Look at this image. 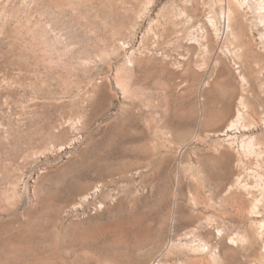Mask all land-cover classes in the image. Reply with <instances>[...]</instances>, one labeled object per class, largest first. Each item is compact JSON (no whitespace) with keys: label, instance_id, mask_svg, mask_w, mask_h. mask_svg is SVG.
Listing matches in <instances>:
<instances>
[{"label":"rangeland","instance_id":"374dc122","mask_svg":"<svg viewBox=\"0 0 264 264\" xmlns=\"http://www.w3.org/2000/svg\"><path fill=\"white\" fill-rule=\"evenodd\" d=\"M259 95L264 0H0V264H259L246 198L218 226L188 184Z\"/></svg>","mask_w":264,"mask_h":264},{"label":"bare ground","instance_id":"6f19581e","mask_svg":"<svg viewBox=\"0 0 264 264\" xmlns=\"http://www.w3.org/2000/svg\"><path fill=\"white\" fill-rule=\"evenodd\" d=\"M240 104L243 105L244 111L239 109L238 114L235 118L231 117V120H227L228 122H226L227 124L225 126L226 130L224 131V128L222 126V131L224 132H220L222 133L220 135L226 137H232L233 135H235L238 137V140L240 138L242 139L241 143H248V147L251 148L249 151H246L244 147H241V149L238 150L241 159L240 161L245 162V166L239 169H235L231 173H225V176L221 181H214L206 175L203 164L200 163V161L199 166L194 165L195 161L193 159L190 160L191 164H189L190 168L188 172V184L194 201L197 202L198 198L203 195L204 198L203 201H201V204L204 206V208H206L205 210L210 209L214 206H218L221 214L217 215L216 218L213 219V222H215L218 226H223L227 220L233 222L243 220L246 217V203H249L247 216L252 220V223L256 222L255 220H264V194L259 195L260 193L258 194L255 191L254 187L250 185L247 176L244 174L246 171V167H249L250 165L252 167L256 160L259 161L260 165H262V168L264 166V97H261L259 95L254 103H250L244 99H241ZM230 113L232 112H225V114H223L224 118L229 119V115H231ZM247 135H250L248 136L249 138H246ZM238 140L235 141L234 139L233 143H239ZM226 143L230 142L228 140L223 141L221 146L224 153H230L232 147H229ZM235 149L236 148L234 147L233 150ZM242 176L243 179L241 181ZM235 177H238L240 179L236 180ZM242 183H244V185L241 188ZM243 196L247 200H245L246 203H244L243 201ZM240 239L247 241L248 245L251 244L253 246L256 240L264 241V229L250 230L244 233L240 237ZM259 264H264V253H262L261 261L259 262Z\"/></svg>","mask_w":264,"mask_h":264}]
</instances>
